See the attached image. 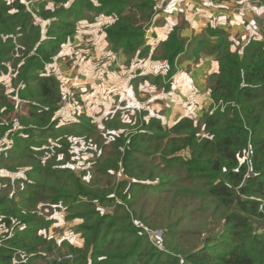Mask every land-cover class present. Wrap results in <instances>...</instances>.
<instances>
[{"label":"trees","instance_id":"16d2710c","mask_svg":"<svg viewBox=\"0 0 264 264\" xmlns=\"http://www.w3.org/2000/svg\"><path fill=\"white\" fill-rule=\"evenodd\" d=\"M255 1L264 8V0H249ZM48 2L53 11L46 9ZM88 12L113 18L103 28L113 51L136 52L137 58L148 53L144 33L156 14L155 0H0V77L13 76L11 92L0 93V140L14 132L43 129L52 135L54 128L62 129L56 119L62 110L57 106L60 82L43 70L66 38L76 33V23L88 21ZM34 18L49 23L42 30ZM196 40L199 45L193 52L218 63V72L206 77L210 107L200 121L201 132L189 117L171 127L150 119L128 134L106 129L102 136L112 142L109 151L103 150L107 146L100 148V141L95 143L99 152L91 150L96 160L89 161L94 166L89 183L60 164L59 155L67 156L70 145L60 149L59 133L48 136L56 141L50 153H34L33 146L21 145L25 159L35 163L27 176L42 181L28 185L26 209L0 196V232L8 230L0 235V264H264V37L243 43L239 38L235 45L228 32L207 26L188 41L180 36V27L175 28L158 55L151 56L170 69L167 80L178 56ZM23 109L27 113L20 114ZM12 114L19 118L21 130H15ZM113 117L109 114L95 126L101 128ZM90 122L86 118L76 124L91 133ZM108 126L118 128L116 122ZM70 131L77 134L76 127ZM44 157H53L46 166L41 164ZM114 176L116 185L109 180ZM147 190L154 198L137 210L138 195ZM188 194L209 201L219 212L217 232L204 235L201 244L189 250L179 245V234L171 230L181 198L190 202ZM48 199L54 211L65 209V222L78 221L71 229L79 236V246L51 232V214L42 218L36 210L30 212L38 201ZM162 223L170 228L165 252L149 244L144 232Z\"/></svg>","mask_w":264,"mask_h":264},{"label":"crops","instance_id":"0c3cea01","mask_svg":"<svg viewBox=\"0 0 264 264\" xmlns=\"http://www.w3.org/2000/svg\"><path fill=\"white\" fill-rule=\"evenodd\" d=\"M4 1L10 3L13 0ZM20 1L23 2V0ZM155 1L156 14L144 33V47L147 48L149 56L148 58L141 59V57L137 59V63L130 65L126 71L127 77L137 86L138 96H141L147 102V107L138 112L141 115L142 113L145 114L142 119L146 120L144 117L148 116L146 122L150 119H157L163 126L171 127L184 116L193 117L191 110L194 108L204 109L206 107L205 111L209 109L210 99L205 82L209 74L218 72V63L213 57L193 52L199 45L198 40H196L189 45L190 47L186 48L184 54L178 56L174 64L175 72L167 80L166 75L169 74L170 69L164 62L152 60L151 56L158 55L160 45L166 42L169 34L178 27H180V36L188 41L200 34L207 26L228 32L234 43H237L239 38L241 43L250 40L261 41L264 37V8L255 5L257 1H255L256 3H250L249 0ZM49 5L48 2L46 9ZM87 15L89 19L86 18V20L90 21L91 18H94L95 23L88 24L89 21L85 20L76 23L77 33L73 39L77 41L75 47L77 52L75 56L71 57L72 64L64 63V73L67 76L62 78L59 72L50 74L45 68L46 75L58 77L59 81L60 76L61 80L65 81L67 90L76 93L79 105H82L87 116L89 115L88 111H99L103 114L102 117H107L109 114L120 113L118 110L116 112L114 107L120 108L124 105L129 108V104H132L135 109H139L140 103L134 97L132 89L130 90L128 86L124 88L122 86L121 75H117L118 71H116L119 68L109 67V51H113V49L106 41L103 28L113 18L102 15L95 17L90 12ZM48 23L34 18V25H40L41 29L46 28ZM90 27L98 28L95 34L92 32L89 34L86 28ZM81 30L83 31L81 32ZM115 53L121 52L117 51ZM56 60L57 57H53L51 67L61 69L58 65L61 60H58V63H56ZM123 61L125 62L124 59ZM107 71L114 75L113 79L106 76ZM8 72H11L10 69ZM114 77H116L115 80ZM126 84L128 85L127 80ZM162 86L164 89H162ZM121 88L122 92H125L123 96L114 92L115 90L119 91ZM8 89H10V85ZM64 91L66 90L61 89L62 96ZM106 92H108L109 98L114 97L118 101L114 107L107 103ZM5 93L9 92L5 90ZM0 175L7 176L4 171H0ZM58 214L64 218L63 212ZM54 227L56 226L53 225L51 230ZM66 227L67 229L71 228L68 224ZM2 230L4 231H1V234L8 233L7 229ZM57 236L63 238L62 234ZM71 244L79 246L81 241L80 244L79 242Z\"/></svg>","mask_w":264,"mask_h":264},{"label":"rangeland","instance_id":"374dc122","mask_svg":"<svg viewBox=\"0 0 264 264\" xmlns=\"http://www.w3.org/2000/svg\"><path fill=\"white\" fill-rule=\"evenodd\" d=\"M47 9H50L51 11L54 10L52 3H50ZM48 22L49 21H47V23ZM90 23H95L94 18L88 22V24ZM43 29L45 28L43 27ZM81 29H85V28H81ZM86 29L89 31V34H91L90 32L95 34L98 28L90 27ZM82 31L83 30H81V32ZM76 33L66 38V42L61 45L59 54L56 56L57 57L56 63H58V60H61V63L58 64L59 68L61 69L52 68L51 67L52 62L46 63L43 70L44 74H47L45 70V68H47V71L50 74H56V72H59V75L61 74L60 76L62 78L67 76V74L64 73L65 71L64 63L72 64L73 62L71 57L75 56V53L77 52L75 48L77 41L73 39ZM42 40H44V38ZM237 44H238V40L237 43H235V45ZM238 47H240L241 49V46ZM109 54H110V58L108 59L109 67L119 68L116 71H118L117 75H121L120 80H122L123 88L125 86H128L130 90L132 89L131 91H133L134 97L140 103V108L135 109V107H133L132 104H129V108H126L124 105H122L120 108H115L114 105L118 101H116L114 97L109 98L108 97L109 91H108L105 93V96L107 97L106 99L107 103L110 106L114 107L116 112L118 110V112L120 113L114 114V117L112 119L108 118L107 119L108 121L106 122L104 121L102 127L98 128L96 126L102 122L103 118H105L102 117L103 114L100 113L99 111L96 112L88 111L89 115L87 116L85 110H83L82 105H79V101L76 98V93L73 92L72 90H67V85L65 84V81L61 80V77L59 76L60 78L59 82H61L59 83L60 91L61 89L66 90L64 91V95L61 96V101L57 105V106L60 105L62 107V110L59 109V112L56 114V119L58 121L57 127L58 128L62 127V129L54 128L53 129L54 132L52 133V135H50L47 131L43 129H33L31 133L19 134V135H17L16 132H14L13 136H8V134H6L0 140V171H4V173L7 175V176L0 175V179L1 177H8L0 181V196H7L9 200L10 199L15 200L22 208L26 209L29 203L27 201H24V199L26 197L25 195H27L28 192L30 191L28 185H32L33 183H40L42 181V179H31L30 176H27V172L31 170L34 162L25 159V154L23 153V150L20 147L21 145L29 148L33 146V148L35 149L34 153H37L42 150H48L50 153L52 145L55 144L56 141L54 138H48V136H57V134L59 133L60 135H62L60 140L57 141L60 149L65 148L66 144L70 145V148L67 151V156L59 155L58 160L60 161V164L70 167L78 177L85 176V182L89 183L92 181L94 177L93 175L94 166H92L91 164L89 165V161L91 163V160H96V158L92 159L91 150L96 148L97 152H99V147H96L95 143L100 141V148H103V146H107V148L105 147L103 148V150L109 151L108 149L109 143L112 142V140L109 139L108 137L105 138L102 136L104 130L106 129L117 130V134H122V133L128 134L136 130L137 129L136 126L140 127L141 122H143L144 124L147 123L146 120H148L147 119L148 116H145L144 118L146 120H143L142 116H144L145 114L141 115V113L140 114L138 113L143 111L144 107L145 108L147 107L146 105L147 102L141 96H138V92L136 89L137 86L132 82L131 79L127 77V71H126L130 65H132L133 63H137L136 60L139 58H137V56L135 55L136 52L134 55H130L123 52L115 53V51L114 52L109 51ZM90 56L92 57L91 53ZM148 56L149 53L148 55L143 56L141 59L148 58ZM123 59L125 60V62L123 61ZM40 60H42L41 56H40ZM40 73L43 74L41 71ZM106 76H108L110 79H113L112 77L114 75L109 71H107ZM12 77L13 76L11 74L3 75L0 77V93H2V91L4 90L10 92V89L8 88L10 85V79ZM56 78L58 79V77ZM115 79L116 77H114V80ZM126 80L128 85L126 84ZM162 89H164L163 86ZM114 92L119 93L121 96H123L125 93L122 92V88L119 91L115 90ZM171 103H173V101H171ZM202 106H203V102H202ZM206 109L207 108L205 107L204 109L194 108L191 110V112H193L191 113L193 117L190 118L193 120L194 124L200 128V132L202 127L200 121L203 118V114ZM25 113H27L26 109L20 111V114H25ZM10 118L11 121L15 124V130L16 129L21 130L22 128L18 125L19 118L17 116H14L13 114L10 116ZM86 118L91 121L90 124L93 126L91 133H89L87 129L79 128V125L76 124V123L84 122ZM111 122H116L118 128L115 129L109 127L108 124ZM73 127H76V133H77L76 135L73 134L74 132L70 131ZM94 129L96 130L95 132H97V135L93 133ZM17 136L22 139V141H20L19 143H16V138H18ZM90 141L92 142L93 146L90 145ZM182 156L186 158L188 156L187 152L182 153ZM34 157L36 159H39V156L36 154L34 155ZM52 158L53 157L42 158L41 159L42 166H46L51 161ZM141 159L143 161L148 162V158L146 157H141ZM109 180L112 182V185H116L117 184L116 180H119L118 175H116V180H115V176L110 178ZM106 181L107 179H102L100 183L106 184L105 183ZM141 195H144V197L139 199V196ZM169 196L171 197V194ZM153 198H154V194L151 191L149 190L141 191L136 201L139 204L137 210H139L140 206H142L144 203L148 201H152ZM188 198H189L188 201L190 202H185L184 197L181 198V209L178 211V215L173 219L174 228L171 230H174L179 234V241H178L179 245L183 249L189 250L193 246L201 244L202 242L201 240L204 235L217 232V230H215L216 228L215 224L217 223L219 212L215 211L212 204L207 200L203 201L202 199H199L192 194H188ZM118 202L119 201H116L115 203ZM58 208L62 210L59 212L64 211L65 213V209H63L60 206ZM35 210L39 214H42L43 216L42 217L41 215H38L39 217L44 218L51 214L53 218H57L54 219L55 223L53 225H55L56 227L51 231L52 233H55L56 235L62 234V237L67 239L70 243L74 244L76 242L77 243L79 242L80 244L79 236L75 235L72 230L76 228L75 226L76 224H78V221L72 220V221H68L69 223L65 222L64 219L61 217V215L58 214L59 212H56L54 211L55 209L51 208V199H48L46 201H38L36 208L31 210L30 212L32 213V211ZM65 216L67 217L66 213ZM174 221L176 224L174 223ZM67 224L73 226L72 229L71 228L67 229L66 227ZM169 230H170L169 225L164 226V223H162L160 227H155L149 230L147 228L144 230V232L148 238L147 240L149 244H151L149 241L150 236H154V234H157V238H160L158 243L161 244L163 248L164 247L166 248L164 242L168 238L166 232ZM3 231L4 230H2V232ZM159 233L162 234L160 237H158ZM153 240L156 241L154 237Z\"/></svg>","mask_w":264,"mask_h":264},{"label":"built area","instance_id":"2783aa9c","mask_svg":"<svg viewBox=\"0 0 264 264\" xmlns=\"http://www.w3.org/2000/svg\"><path fill=\"white\" fill-rule=\"evenodd\" d=\"M210 113H211V112H210ZM161 235H162V234L159 233V234H158V237H160ZM153 237H154V239H156V241L153 240ZM159 240H160V238H157V234H154V236H150V238H149V241H150V243H151L153 246H155L159 251H161V252H165V249L162 247V245L158 243Z\"/></svg>","mask_w":264,"mask_h":264},{"label":"water","instance_id":"95a60500","mask_svg":"<svg viewBox=\"0 0 264 264\" xmlns=\"http://www.w3.org/2000/svg\"><path fill=\"white\" fill-rule=\"evenodd\" d=\"M245 184H246V181H244L243 185H245ZM237 199H239V197H237Z\"/></svg>","mask_w":264,"mask_h":264}]
</instances>
